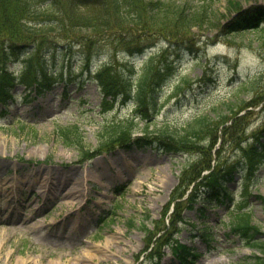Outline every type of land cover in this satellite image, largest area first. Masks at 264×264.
Masks as SVG:
<instances>
[{
	"label": "rangeland",
	"instance_id": "obj_1",
	"mask_svg": "<svg viewBox=\"0 0 264 264\" xmlns=\"http://www.w3.org/2000/svg\"><path fill=\"white\" fill-rule=\"evenodd\" d=\"M186 1L197 8L210 4L209 9L216 15L228 8L227 0ZM192 31L191 49L183 46L177 50L161 41L133 60L138 67L151 51L160 47L165 50L175 73L163 89L164 98L180 77L203 76L205 66L216 63L215 79L203 87L193 85L181 102L161 99L164 111L154 117L156 124L166 121L178 127L195 115L228 113L227 105L240 99L247 101L253 86L264 85V28L228 35L213 27ZM78 48L74 43L70 49L74 55L71 63L64 53L45 58L49 75L58 80L52 90L40 95L32 91L33 98L28 103L18 95L17 102L4 106L9 112L0 113V264H139L135 260L146 239L141 225H163L165 220L155 221L163 213L184 164L193 158L191 154L170 153L156 147L126 150L115 146L110 152L103 150L78 162L76 150L62 144L55 126H77L85 146L94 148L103 121L121 118L131 108L128 102H117L102 112L101 95L91 78L94 72L89 73L81 64ZM101 52L91 69L113 53ZM118 52L117 58L122 61L124 52ZM112 57L113 54L109 59ZM12 60L7 66L18 70L21 59ZM68 79L69 92L64 99L60 92ZM241 80L247 82L238 87ZM16 90L19 94L22 87L17 86ZM263 105L264 101L251 108L242 103L235 108L247 107L239 114L249 112L243 125L248 136L264 123ZM135 119L132 131L137 135L145 122ZM152 128L149 123L148 129ZM47 158L49 163L44 162ZM258 172L259 182L251 191L264 196V165ZM241 188V184L237 186L234 200L239 199ZM251 203V220L260 225L264 239V202L255 199ZM99 212L108 217L103 224L96 220ZM227 215L224 206H215L198 223L194 209L184 211V216L196 221V227L181 225L178 234L179 241L186 243L190 251L199 253L189 264H248L247 256L253 250L245 247L239 236L226 235L227 228L218 225L219 219H228ZM203 225L213 228L211 243L197 236ZM189 235L195 238L190 241ZM162 251L158 264L177 263L169 246H163ZM140 260V264H152L145 254Z\"/></svg>",
	"mask_w": 264,
	"mask_h": 264
},
{
	"label": "trees",
	"instance_id": "obj_2",
	"mask_svg": "<svg viewBox=\"0 0 264 264\" xmlns=\"http://www.w3.org/2000/svg\"><path fill=\"white\" fill-rule=\"evenodd\" d=\"M227 1V12L216 15L209 9L210 4L204 3L197 8L186 0H0V102L6 104L8 97L15 100V95L10 91L16 84L25 86L24 100H29L27 92L33 87L38 92L51 89L56 80L48 73V62L44 59L48 54L64 53L71 59L74 55L70 49L76 43L79 45L77 52H80L81 63L91 72L88 67L95 57L102 54L101 50H111L113 57L109 59L111 54L103 60L93 70L91 78L96 81L102 94V112L120 101L121 104H130V113L103 121L94 148L84 146L82 135L75 125L57 127L55 132L58 138L65 145L76 148L81 158H89L115 146L131 148L147 145L194 156L195 159L182 170L170 201L163 210L162 222L169 204L174 202L173 211L167 215L169 226L163 223L153 232L146 226L143 228L147 233V243L154 242L157 249L154 257L160 256L161 245L168 241L172 231L179 229L178 224L187 222L181 214L183 208H193L197 198L205 199L206 206L218 205L225 198L231 201L233 191L229 182L234 180L235 175H240L245 185L237 205L239 212L230 214V229L247 245L259 250L261 255H254L253 259L257 264H263L264 241L257 237L260 230L251 223L250 212L242 204L247 202L249 194L246 189L257 179L256 170L264 161V151L260 148L264 145V123L250 135L254 142L248 143L250 136L244 133L243 125L249 112H239L264 101V85L253 86L247 101L240 99L227 105L228 113L196 115L178 127L170 126L166 121L156 124L154 117L162 110L163 89L175 73L174 67L169 64L171 61H168L161 47L144 58L137 68L132 59L125 58L127 54H142L147 47L155 46L161 40L191 49L193 27L199 30L214 27L223 33H234L258 28L264 21V3H252L253 0ZM245 3L247 8L243 7ZM235 12L236 15H233ZM226 16L228 20L221 22V18L226 19ZM116 50H119L118 53L124 52L122 61L118 60ZM13 57L23 60L17 74L6 68V60ZM204 69L203 76L196 77L199 83H206L214 77L215 68L206 65ZM242 80L238 87L247 82ZM68 81L63 86L64 97L68 94ZM193 81V78L180 77L176 83H170L171 93L167 99L172 96L178 101L184 99ZM256 82L250 81V84ZM242 103L247 107L235 110ZM134 118L145 122L137 135L132 131ZM149 123L153 125L152 129H148ZM218 141L219 148L213 152ZM235 149L242 150L241 157L235 161L221 154L224 150ZM212 161H215L213 169L201 175L204 169L212 167ZM192 182L195 183L189 196L176 200L184 195ZM162 230L164 232L155 238L156 233ZM187 253L189 251L185 245L176 243L174 254L182 264L187 259Z\"/></svg>",
	"mask_w": 264,
	"mask_h": 264
}]
</instances>
